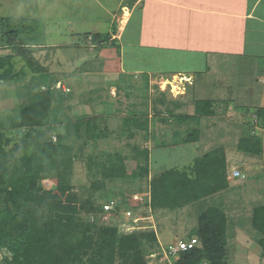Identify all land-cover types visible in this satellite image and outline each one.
I'll list each match as a JSON object with an SVG mask.
<instances>
[{"label": "trees", "instance_id": "1", "mask_svg": "<svg viewBox=\"0 0 264 264\" xmlns=\"http://www.w3.org/2000/svg\"><path fill=\"white\" fill-rule=\"evenodd\" d=\"M34 23L35 19L19 22L15 18L0 17L3 42L0 47L11 49L9 54L0 52V80L17 82L14 79L16 75L12 73L13 55L22 57L34 72L28 80L17 86L20 103L6 104L5 109H0V250L6 249L12 254L4 257L0 264H114L116 257H120L123 264H147L143 255L156 245L159 249L158 257H162L170 245L161 246L152 228L140 226L138 229L139 226L132 223L133 226L129 224L132 228L126 230L128 225L122 222L120 225L104 221L97 223L83 216V213L105 212V206L112 204L115 209L109 210L111 215L115 213V217L123 216L126 219L124 212L117 210L126 201L130 203V207L127 205L126 208H149L154 216L158 212L175 210L189 204L196 206L198 224L195 233L199 243L171 254L173 261L165 258L163 264H227L231 215L223 200L215 199L212 204H205L217 193H224L229 188L230 179L243 175L234 176L229 172L227 156L222 147L195 157L190 171L166 168L154 170L155 174L152 173L149 146L132 148L131 157L136 161V171L130 175L131 178L127 168L129 155H124L120 150H101L97 157L90 155L88 159L89 171L95 177L92 189L106 198L101 190L107 187V181H112L118 186L115 191L118 197L110 199L108 196L109 199L103 203H96L89 198L79 200L73 184L74 160L81 154L76 143L85 136L102 137L106 128L102 129L96 120L88 116V112L70 113L74 107L72 94L58 87V83L75 73L63 72L60 75L49 70L35 56L37 43L23 39L25 34L34 33ZM92 40L101 48L110 38L107 34H94ZM85 70L77 71L81 73ZM119 84H116L118 88L121 87ZM89 91V97L82 100L84 105H93L94 99L102 97L97 87ZM216 102L198 100V109L195 108L193 115L172 114L169 117L182 123L190 117L214 116L217 113L214 108ZM175 103L170 101L168 106H175ZM108 104L107 101L106 111ZM199 105H205V109ZM149 114V110H132L123 119L122 132L132 135L136 130L151 132ZM157 115L160 117L161 113L156 110L153 118ZM255 117L258 125L264 129V107L257 108ZM160 119L165 123L169 118L162 116ZM40 126H57L59 132L54 135L55 140L50 138L39 143L37 132ZM175 132L178 142H194L199 136V128L196 127L186 137H183L182 132ZM164 140L162 144H166ZM253 142L256 144V140ZM247 147L251 153H262L260 148L256 150L254 146ZM52 160L56 163L58 178L55 183L50 181L46 185L43 183L46 179L44 176ZM117 181H129L131 184L135 181L137 186L124 189ZM147 192L149 194H144L141 201L134 199L136 193ZM129 194L131 196L127 199ZM75 198H78V204L71 205L70 199ZM250 219L258 231L257 242L264 249V203L255 205ZM192 237L194 235L185 240Z\"/></svg>", "mask_w": 264, "mask_h": 264}, {"label": "rangeland", "instance_id": "2", "mask_svg": "<svg viewBox=\"0 0 264 264\" xmlns=\"http://www.w3.org/2000/svg\"><path fill=\"white\" fill-rule=\"evenodd\" d=\"M101 2H106L108 5L100 7L113 10L117 6L116 0H103ZM36 3V0H0V17L15 18L19 22L21 20L29 21L35 19L36 23L34 24L36 27L34 28V33L25 34L23 37L24 40L35 43L41 42L43 44V47L38 48L37 46L34 49L35 56L45 66H48L49 70L58 72L60 75L63 72L69 73L73 71L75 73L69 76L67 80L58 83V87H62L66 92L72 94L71 100L74 107L70 113L82 114L87 113V110H93V113L88 112V116L92 120H96L102 129L106 128L105 135L102 137L88 138L85 136L76 143V147H80L81 149V154L76 156L74 160L73 184L76 187L75 189L78 193L79 200L89 198L95 200L96 203H103L104 200L109 199L107 198L108 196L110 199L114 197L117 199L118 197L115 192L118 190V186H115V183L112 181H107V187L101 190L107 196L106 198L99 196V192L92 189V181L95 177L89 171L88 159L90 155L97 157L101 150H120L124 155H129L127 168L128 176L131 178L130 175H133L134 171H136L134 167L136 161L131 157L132 148H139L140 146L146 148V146H149L148 149L151 151L152 173L155 174L154 170L161 171L166 168L190 171L194 165L195 157L202 156L214 148L222 147L227 156L229 172L240 170L241 173L243 172V176L230 179L229 188L224 193H217L216 196L211 197L205 205L212 204L215 199H217L215 201L223 200L228 214L231 215V219L229 218L230 237L228 238L227 245V264H264V249L257 242L258 231L252 226L250 219L255 205L260 202L264 203V151L261 154H254L249 152L247 147L248 145L254 146L256 150L258 148L263 150L262 147H264V132H258L257 126L260 128L261 126L258 125L257 119L255 120L256 117L252 118V120L248 118L249 114L245 117L244 112L239 114L231 111L232 107H240V109H244L245 107L243 108L240 105L228 106L227 103L222 104L223 102L219 103L216 100V105L213 107L218 109L220 113L218 112L214 116L203 115L198 116L199 118L190 117L187 121L178 123V121L173 120L169 116L181 113L170 104V107H167L168 109L165 107V105L168 106V102L175 101L173 98L177 97L180 93L175 91L172 83L165 82L167 80H157L153 82L154 89L152 90L150 88L148 91L133 90L136 87L134 82L136 81L134 78L135 74L133 75L132 72L130 73L131 75L125 76L118 71L120 69L119 51L115 47H109L103 50V54L105 55L101 56L100 50L108 45L105 44L101 48L98 46L94 47L92 44L94 42L92 40L90 41L85 34L90 35V31H93V29L104 31V26H98L95 21H85L82 18L76 19L75 22L58 20L59 18L56 20L48 19L53 15L52 11L54 8L46 3ZM78 32L80 33L78 34ZM135 32L136 21L128 27L125 32V38L133 41L132 36L135 35ZM2 43L0 33V46ZM47 44H56L57 47H47ZM49 48H58V50L50 51L48 50ZM10 51V48L0 47V52L2 53L9 54ZM122 53V60L126 66L134 67L140 62L139 59L136 61L133 42L125 43L122 48ZM190 61L189 58H166L163 56L162 65L164 68L168 67L188 71L191 69L190 67L196 70L200 67L199 62L197 63V61L193 60L194 63H191ZM12 63V73L16 75L14 79L16 78L17 82L9 83L6 80H0V109H5L6 104L12 105L14 102L20 103L16 91L17 86L24 80H28L34 73L28 67L26 61L18 55H13ZM147 63L149 66L151 64L155 65L158 62L152 59L142 61V64L145 66H147ZM83 68L86 69L84 72L79 73L77 71ZM89 70L93 71L90 72ZM78 73L79 75L81 74L80 77ZM124 76L126 77V82H124ZM176 80L179 81L178 78ZM114 82L120 83L119 85L121 87L118 88ZM186 82H191V80H186ZM210 84L208 83V85ZM212 86L213 84L210 89H207V86H205L204 95L215 96L212 94L213 91L217 90L212 88ZM95 87L100 90L103 87L102 94L104 95L101 99L106 98L109 102L107 106L108 110H110L109 115L115 116L119 120H110L108 118L107 121H100L97 119V109H103L105 105L89 104L90 106L87 105L86 107L82 104V100L89 97V93H91L89 90ZM192 88L193 86L190 84L189 90L192 91ZM227 92L229 93V91ZM237 92L239 94L238 90ZM241 92L242 90L240 89ZM238 94L237 99H239ZM241 100L242 98H240ZM99 101L97 100L96 103ZM75 103L78 105L75 106ZM193 106L194 109L196 107L198 109L196 102ZM199 106L203 110L205 109V105ZM155 108L159 111V114L161 113L159 115L160 117L157 115V117L155 116L153 118V121L156 123L155 126L158 123L156 130H151V132L139 130L134 132L133 135L121 132L124 129L122 119L129 115L132 110H149V113L151 111L153 116L156 113ZM111 109H113V112ZM249 110L252 112V108H249ZM162 116L168 117L169 119L165 123L164 121L161 122L160 118ZM163 123H169L165 125L168 130L165 129ZM195 127L199 128L197 141L186 143L176 140L178 137L176 136L175 130L182 132L183 137H186L190 130ZM57 132H59L57 126H40L37 132L38 142L40 143L50 138L55 140L54 135H57ZM10 135L15 136L13 133ZM14 139L18 140V137L15 136ZM164 139H166V144H162L165 141ZM255 140L256 144L253 142ZM55 164L54 160L50 161V168L44 176V178H48L49 181H53L54 183L58 178ZM117 183L124 189H131V187L134 188L137 186L135 181L133 184L129 181H117ZM146 185L144 184V186ZM144 194L147 195L149 193L138 194V196H136V193L134 199L141 201L145 196ZM130 196V194L127 195V199ZM70 200L71 205H77L79 202L78 198ZM123 204L125 206L122 205L117 210L119 209L120 212H124L126 219L123 216L115 217V213L111 215V211L103 214L83 213V216L97 223L104 221L107 224L118 225L119 223L120 225L122 222L128 225V227H125L126 230L132 228V223H136V226H139L138 229L141 228L140 226H147V228H152V230L156 231L158 241L163 247L175 245L179 241L185 240L193 235L194 237H198L195 233L198 224V211L195 205L189 204L175 210L161 211L158 212L157 216H154L149 208L131 209L126 208L127 205L130 207L128 201ZM94 215L95 217L93 219ZM157 248L156 245L150 250V252L153 251L154 253L151 254L149 252L143 255V260L147 264H163L165 258L173 261L172 256L163 252V249V255L159 258V249ZM11 255L6 249L0 250V261L4 257H10ZM157 258L159 259L157 260ZM114 264H123V261L120 257H116Z\"/></svg>", "mask_w": 264, "mask_h": 264}, {"label": "crops", "instance_id": "3", "mask_svg": "<svg viewBox=\"0 0 264 264\" xmlns=\"http://www.w3.org/2000/svg\"><path fill=\"white\" fill-rule=\"evenodd\" d=\"M101 1L36 0V4L46 3L54 8L53 15L48 19L75 22L82 18L104 26V31L93 29L90 35L85 33L90 41L94 34L109 36L110 40L105 43L108 46L100 50V55H105L103 50L109 47L119 51L118 71L125 76L132 72L135 74L136 87L133 90H152L153 82L157 80L172 83L175 91L180 92L173 98L176 102L173 107L180 115H193V104L198 100H219L228 106L240 105L245 108L232 107L231 111L244 112V116L249 114L248 118L251 119L255 118L257 108L264 107V0H116L117 6L113 10L100 7L108 5ZM134 21L136 32L132 41L125 38V32ZM127 42H133L136 61L140 60L134 67L126 66L122 60V48ZM41 44L37 43L38 48L43 47ZM49 46L57 47L56 44H47ZM48 50L57 51L58 48ZM163 56L189 58L191 63L200 59L197 61L200 67L197 70L190 67L189 71L164 68ZM149 59L158 63L149 66L148 63L147 66L142 64L143 60ZM190 84L192 91L189 90ZM212 84V88L217 90L213 91L212 95L215 96L204 95L205 86L210 89ZM102 90L103 87L101 94ZM100 99H94L92 104L106 105V98ZM97 100L100 101L96 103ZM105 107L97 109V119L119 120L110 116V111H106ZM165 107L168 109L169 106ZM247 108H252V112L249 109L247 112ZM216 111L220 113L218 109ZM87 112L93 113V110ZM149 120V128L156 130L158 123L155 126L151 111ZM167 124L163 123L164 127ZM257 130L264 132L259 126ZM262 149L264 151V147Z\"/></svg>", "mask_w": 264, "mask_h": 264}, {"label": "built area", "instance_id": "4", "mask_svg": "<svg viewBox=\"0 0 264 264\" xmlns=\"http://www.w3.org/2000/svg\"><path fill=\"white\" fill-rule=\"evenodd\" d=\"M233 175L234 176H242L243 174L241 173L240 170H233ZM44 184L48 185L50 183L49 179L46 178L43 182ZM138 196V195H136ZM111 209H114V206L112 204H108L105 206V212H102V213H99V214H103V213H108L109 210ZM95 215L93 216V219H94ZM199 243V240L197 237H192L191 239L189 240H182V241H179L178 243H176L175 245H170L169 246V250L166 251V254H175L181 250H187L189 248H192L194 247L196 244ZM203 264H207L206 262H204Z\"/></svg>", "mask_w": 264, "mask_h": 264}]
</instances>
